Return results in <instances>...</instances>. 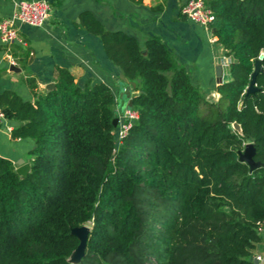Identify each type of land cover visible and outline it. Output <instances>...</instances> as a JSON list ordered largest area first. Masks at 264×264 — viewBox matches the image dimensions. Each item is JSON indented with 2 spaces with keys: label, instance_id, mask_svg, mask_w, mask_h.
<instances>
[{
  "label": "trees",
  "instance_id": "16d2710c",
  "mask_svg": "<svg viewBox=\"0 0 264 264\" xmlns=\"http://www.w3.org/2000/svg\"><path fill=\"white\" fill-rule=\"evenodd\" d=\"M218 42L232 58L230 78L204 96L158 36L144 45L107 30L90 11L80 25L136 82L138 113L117 139L111 88L80 84L59 69L34 100L0 89V108L31 138L22 177L0 155V264H255L264 220V71L246 93L264 53V0H205ZM264 68V57L262 59ZM241 125L242 131L233 128ZM255 145L254 170L238 151ZM89 225L84 255L70 263Z\"/></svg>",
  "mask_w": 264,
  "mask_h": 264
},
{
  "label": "crops",
  "instance_id": "0c3cea01",
  "mask_svg": "<svg viewBox=\"0 0 264 264\" xmlns=\"http://www.w3.org/2000/svg\"><path fill=\"white\" fill-rule=\"evenodd\" d=\"M18 0H0V18L11 16ZM51 15L42 26L17 22L22 41L5 46L0 40V89L14 90L26 100L55 84L59 69H68L75 80L107 84L119 106L130 107L137 94L136 82L126 78L105 52L100 36L80 25V14L92 12L110 31H123L144 45L152 36L161 38L183 63L191 81L206 97L220 94L216 67L222 66V81L230 78L232 58L210 29L181 13L188 0H49ZM14 62V63H13ZM124 76V77H123ZM209 87L206 92L205 87ZM128 89V90H127ZM126 98V100L124 99ZM5 119L0 127V155L31 164L34 140L14 138L12 130L20 125Z\"/></svg>",
  "mask_w": 264,
  "mask_h": 264
},
{
  "label": "built area",
  "instance_id": "2783aa9c",
  "mask_svg": "<svg viewBox=\"0 0 264 264\" xmlns=\"http://www.w3.org/2000/svg\"><path fill=\"white\" fill-rule=\"evenodd\" d=\"M181 13L189 19L210 29L213 26L214 14L205 0H188L181 7ZM51 15V3L49 0H18L16 9L11 16L0 18V40L5 46H10L16 41H22L19 35L17 22L32 26H42ZM14 63V62H13ZM119 124L117 139L121 140L132 126L138 113L130 107L123 112L119 111ZM6 119L3 110L0 108V127ZM258 233L262 236L261 241L253 251L255 264H264V220L257 226Z\"/></svg>",
  "mask_w": 264,
  "mask_h": 264
},
{
  "label": "water",
  "instance_id": "95a60500",
  "mask_svg": "<svg viewBox=\"0 0 264 264\" xmlns=\"http://www.w3.org/2000/svg\"><path fill=\"white\" fill-rule=\"evenodd\" d=\"M264 57V53H262L260 55V57L255 61V66H254V71L251 74V80L250 83L246 89V93H254L258 90H260V88L257 87V76L260 72L264 71V68L262 67V59ZM216 74L218 77V81L219 84L222 83V74H223V70H222V66L218 65L216 67ZM124 77V76H123ZM55 86V84L48 86V89H51ZM128 90V89H127ZM132 105V100L130 101V106ZM129 108V107H128ZM113 124L115 127L118 126L119 124V117H116L113 119ZM233 128L239 132L242 131L241 129V125L237 122L233 123ZM255 145L254 143H247L245 145V148L243 150H239L238 151V155H239V160L246 162L251 170H254L255 168L259 167L261 165L260 162L256 161L254 156H255ZM31 169V164L28 162H21L20 165L16 168V171L22 176L25 177L27 176V174L29 173ZM89 232H90V226L85 224L82 225L80 227H75L72 229V233L75 234L79 239H80V244L78 245V247L76 248V250L74 251V253L71 255L69 261L70 263H76L78 261H80L81 257L84 255V251L87 245V240H88V236H89ZM254 263H257V259L253 260Z\"/></svg>",
  "mask_w": 264,
  "mask_h": 264
},
{
  "label": "rangeland",
  "instance_id": "374dc122",
  "mask_svg": "<svg viewBox=\"0 0 264 264\" xmlns=\"http://www.w3.org/2000/svg\"><path fill=\"white\" fill-rule=\"evenodd\" d=\"M208 88H209V87L206 86L204 90H206V92H209V91H208ZM204 96H205V94H204ZM205 97H206V96H205ZM207 98H209V99H213L214 96L211 95L210 97H207ZM124 99L126 100V98H124ZM119 108H120L119 110H120L121 112H123V111L125 110V106H124V104H122L121 106H119ZM116 113L118 114L117 111H116Z\"/></svg>",
  "mask_w": 264,
  "mask_h": 264
}]
</instances>
